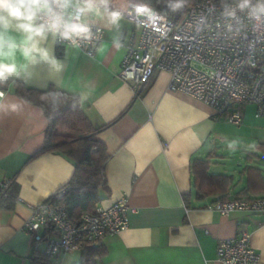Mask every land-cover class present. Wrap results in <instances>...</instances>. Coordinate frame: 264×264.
Returning a JSON list of instances; mask_svg holds the SVG:
<instances>
[{"label":"crops","instance_id":"obj_1","mask_svg":"<svg viewBox=\"0 0 264 264\" xmlns=\"http://www.w3.org/2000/svg\"><path fill=\"white\" fill-rule=\"evenodd\" d=\"M132 2L113 0V6L124 11ZM105 25L106 21L96 24L104 33L94 56L53 44L54 55L66 65L64 72L57 74L40 63L30 69L31 79L23 81L28 87L54 86L80 100L85 97L81 108L93 127L116 119L96 135L109 154L108 192H100V202L107 205L124 197L128 223L125 230L99 242L105 254L97 264H222L217 257L219 240L241 231L250 236L257 264H264V213L234 211L222 216L210 208L218 196L196 197L191 171L193 160H208L212 174L232 176L226 198L264 196L262 165L254 160L236 169L214 160L215 138L224 120L215 118L213 109L194 97L170 92L168 72H156L136 95L118 73L127 46L138 40L139 27L125 17L119 29ZM118 36L119 50L113 47ZM18 59L22 60L19 55ZM0 92V182L18 186L11 207L0 208V264H31L32 252L43 253L45 243L36 245L23 231V222L32 205L46 201L68 182L74 163L56 153L31 158L44 143V112L15 95L11 87H0ZM244 114L243 109V118ZM250 167L260 176L249 172ZM81 251L50 262L79 264Z\"/></svg>","mask_w":264,"mask_h":264},{"label":"built area","instance_id":"obj_2","mask_svg":"<svg viewBox=\"0 0 264 264\" xmlns=\"http://www.w3.org/2000/svg\"><path fill=\"white\" fill-rule=\"evenodd\" d=\"M125 18L139 27L137 42L127 46L118 76L132 85L135 93L158 71L169 74L167 89L183 92L211 107L215 118L240 125L243 108L255 107V116L264 117V21L250 20L243 13L236 21L220 15L219 0H193L183 16L174 21L150 22L142 16ZM215 6V7H214ZM231 25L229 30L226 25ZM103 29L94 28V37L80 50L94 56L103 40ZM68 46L67 42L57 43ZM10 181L0 182L5 192ZM126 199L110 204L99 202L91 212L69 219L63 204L44 201L31 206L23 231L35 244L45 243L48 258L97 245L105 236L127 228ZM226 216L234 211L264 213V196L218 199L211 206ZM249 234L241 231L220 239L217 257L222 264H257L259 257L250 245Z\"/></svg>","mask_w":264,"mask_h":264},{"label":"trees","instance_id":"obj_3","mask_svg":"<svg viewBox=\"0 0 264 264\" xmlns=\"http://www.w3.org/2000/svg\"><path fill=\"white\" fill-rule=\"evenodd\" d=\"M135 3H146L157 9L169 19H180V13L166 12L161 0H133ZM193 0H189V5ZM57 55L62 53L57 51ZM11 87L13 93L26 102L41 108L47 119L43 146L31 158L49 153L61 154L74 163V171L68 182L52 194L47 201L54 205L63 204L69 219H77L85 212H91L102 198L101 191L108 192L105 177V166L109 154L105 145L96 135L115 120L93 127L82 111L80 97L76 94L61 91L54 86L46 89L28 87L23 81L3 86ZM137 92L136 95H139ZM130 105V104H129ZM129 105L118 115L121 116ZM264 147V144H262ZM249 172H260L253 167ZM193 188L197 198L218 196L226 199L232 182V176L212 174L208 160L195 159L191 164ZM18 192L16 183L11 182L5 192L0 191V208H10ZM217 199V200H218ZM105 254L101 243L88 245L81 251L79 264H97ZM31 264H51L50 258L42 252L34 250L30 256Z\"/></svg>","mask_w":264,"mask_h":264},{"label":"clouds","instance_id":"obj_4","mask_svg":"<svg viewBox=\"0 0 264 264\" xmlns=\"http://www.w3.org/2000/svg\"><path fill=\"white\" fill-rule=\"evenodd\" d=\"M161 2L166 12L180 13L189 0ZM219 7L220 15L229 22L241 13L250 20L264 21V0H219ZM127 15L150 22L162 19L160 12L146 3H135ZM124 17L113 0H0V87L9 82L27 83L30 69L40 63L62 74L66 65L56 58L51 45L67 42L70 48L80 49L82 43L93 39L97 23L106 21V27L119 29ZM226 27L231 29L230 24ZM113 47H122L119 36L113 39ZM11 107L15 111V106ZM234 144L230 142L229 149Z\"/></svg>","mask_w":264,"mask_h":264},{"label":"rangeland","instance_id":"obj_5","mask_svg":"<svg viewBox=\"0 0 264 264\" xmlns=\"http://www.w3.org/2000/svg\"><path fill=\"white\" fill-rule=\"evenodd\" d=\"M243 109L245 114L240 125L230 124L226 121L220 123L219 134L215 138L216 142L213 147L215 150L213 159L236 169L252 165L256 160L264 169V147H262L264 144V119L254 117L252 105ZM232 141H235V144L232 149H229L228 144ZM249 145H254V147L249 148Z\"/></svg>","mask_w":264,"mask_h":264}]
</instances>
